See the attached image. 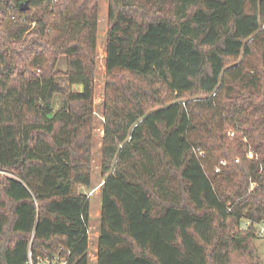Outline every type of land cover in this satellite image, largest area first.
I'll return each mask as SVG.
<instances>
[{
	"label": "trees",
	"instance_id": "obj_1",
	"mask_svg": "<svg viewBox=\"0 0 264 264\" xmlns=\"http://www.w3.org/2000/svg\"><path fill=\"white\" fill-rule=\"evenodd\" d=\"M108 20L96 264H264V0ZM98 24L99 0H0V264H89Z\"/></svg>",
	"mask_w": 264,
	"mask_h": 264
},
{
	"label": "rangeland",
	"instance_id": "obj_2",
	"mask_svg": "<svg viewBox=\"0 0 264 264\" xmlns=\"http://www.w3.org/2000/svg\"><path fill=\"white\" fill-rule=\"evenodd\" d=\"M109 0H99V24H98V60L96 71L95 95H94V155H93V175L90 186H85L81 190L90 197V227H89V264H96L97 254V234L101 223L100 219V205H101V191L100 185L103 181L101 175V146L102 137L104 135V103H105V87H106V36L109 28L108 20ZM66 57L62 56L58 62V69L65 72ZM61 83L65 84L69 89L74 91L82 90L80 85H70L65 76L60 77ZM218 169V168H217ZM216 169V171H218ZM5 173L4 171H1ZM254 244H256L264 257V238L258 237ZM30 258H33L32 256ZM33 260V259H32ZM34 261V260H33ZM36 263V262H35Z\"/></svg>",
	"mask_w": 264,
	"mask_h": 264
},
{
	"label": "built area",
	"instance_id": "obj_3",
	"mask_svg": "<svg viewBox=\"0 0 264 264\" xmlns=\"http://www.w3.org/2000/svg\"><path fill=\"white\" fill-rule=\"evenodd\" d=\"M45 1H47V2H51V3H56L58 0H45ZM231 134H232V133H231ZM198 151H200L201 155H203V153L201 152L200 149H198ZM248 156H249V157H253V153L250 152V153L248 154ZM221 163L224 165V164H226V161L223 160ZM217 170H219V168H218ZM249 224H250V222H248L247 224H245L243 227L245 228V227H247ZM257 227H258V235H259V237H263V238H264V221L261 222V223H259V224L257 225ZM54 263H57V261H56V262H52V261H50L49 259H41V258H39L38 261H37L36 263L32 260V258H30V259H29V262H28V264H54ZM58 264H65V262H64V261H61V262H59Z\"/></svg>",
	"mask_w": 264,
	"mask_h": 264
},
{
	"label": "water",
	"instance_id": "obj_4",
	"mask_svg": "<svg viewBox=\"0 0 264 264\" xmlns=\"http://www.w3.org/2000/svg\"><path fill=\"white\" fill-rule=\"evenodd\" d=\"M29 7H28V2H25L21 5V9L22 10H27Z\"/></svg>",
	"mask_w": 264,
	"mask_h": 264
},
{
	"label": "crops",
	"instance_id": "obj_5",
	"mask_svg": "<svg viewBox=\"0 0 264 264\" xmlns=\"http://www.w3.org/2000/svg\"><path fill=\"white\" fill-rule=\"evenodd\" d=\"M103 182H104V179H103V181H102V183L100 185V191H101V186H102ZM98 234H99V232H98ZM98 234H97V236H98Z\"/></svg>",
	"mask_w": 264,
	"mask_h": 264
}]
</instances>
